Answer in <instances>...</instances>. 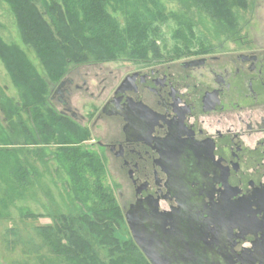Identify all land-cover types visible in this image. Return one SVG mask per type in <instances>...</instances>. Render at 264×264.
<instances>
[{
    "label": "flooded vegetation",
    "instance_id": "af4514ba",
    "mask_svg": "<svg viewBox=\"0 0 264 264\" xmlns=\"http://www.w3.org/2000/svg\"><path fill=\"white\" fill-rule=\"evenodd\" d=\"M226 41L232 44L132 61L85 114L74 99L90 90L87 77L70 70L50 102L91 124V149L131 182L126 212L157 203L168 229L178 220L190 225L195 242L179 246L178 256L264 264V45L247 35ZM169 172L189 183L172 182Z\"/></svg>",
    "mask_w": 264,
    "mask_h": 264
},
{
    "label": "trees",
    "instance_id": "16d2710c",
    "mask_svg": "<svg viewBox=\"0 0 264 264\" xmlns=\"http://www.w3.org/2000/svg\"><path fill=\"white\" fill-rule=\"evenodd\" d=\"M3 1L16 19L21 39L36 52L47 78L20 46L7 43L0 36V60L19 93L18 98L9 96L0 86V109L4 114V120L0 119V176H9L11 180L0 181L14 189L31 185L29 179L38 177L28 159L8 145L23 139L26 145L37 147L33 153L40 158L45 155L40 145L53 147L55 152L48 160L55 159L58 166L50 174L60 176L63 171L68 178L64 184L67 195H62L66 211H59L53 224L38 227L45 244L65 264H151L133 239L122 241L116 236L123 215L112 189L103 183L106 163L84 144L92 136L88 126L58 112L50 103L49 90L51 82L64 78L70 64L116 59L121 55L133 60L160 55L157 39L147 41L145 36L149 31H158L159 26L155 25L168 16L161 9L141 6H156L159 0H117V4L125 2L129 7L125 13L128 23L123 29L110 22L107 7L115 0H42L43 10L37 0ZM233 1L184 0L188 7L197 6L230 28L235 26ZM185 23L175 30V51L183 53L186 48L187 52H196L207 47L204 41L195 39L194 22ZM140 31L144 32L140 34L145 37L144 43L137 38ZM196 47L200 48L195 50ZM6 168L9 170L5 171ZM36 215L31 211L22 214L27 218ZM101 247L107 250L104 258Z\"/></svg>",
    "mask_w": 264,
    "mask_h": 264
},
{
    "label": "rangeland",
    "instance_id": "374dc122",
    "mask_svg": "<svg viewBox=\"0 0 264 264\" xmlns=\"http://www.w3.org/2000/svg\"><path fill=\"white\" fill-rule=\"evenodd\" d=\"M239 1L234 0L233 5H231L233 16L235 17L234 28L223 26L217 19L197 6L188 7L184 0H159L156 6L143 3L141 5L143 8L155 7V9H161V12L168 16L166 21L158 22L155 25L159 26L158 31H149L145 37H147V41L157 39L162 54H179L182 56L191 54L192 51L187 52L186 48H184L185 51L183 53L176 52L177 41L174 37L175 30L180 26L179 24L185 26V22L189 21L190 23L194 22V31L197 36L195 39L204 41L207 46L232 44V42H227L226 40L243 35H247L248 39H256L258 43L264 45V0H245L243 4ZM37 2L43 10L42 0H37ZM109 5L107 10L110 15V22L113 25L120 26L121 29L125 28L128 23V16L125 13H127L129 7H127L125 2L117 4V0L109 3ZM140 20L143 21L144 19ZM143 22L146 23L145 20ZM152 29H154V26ZM143 33L140 31L137 35L141 43L145 41V37L140 35ZM0 36L7 43L20 46L27 53L28 58L38 71L47 78V74L36 52L21 39L16 19L9 5L3 0H0ZM197 48L200 47H196L195 50ZM127 57L126 55H121L116 59L92 60L86 63L70 64L67 67V73L70 70H76L80 72L82 77H87V84L90 86L89 91L80 90L76 92L74 100L76 101V106L80 108V112L84 114L91 112V105L94 103L101 106L102 101L111 94L114 86L129 70L130 63L132 61L142 62L145 60H133V58ZM60 81L50 83L49 98L54 87ZM79 82L82 84L81 80ZM0 86L5 88V92L9 96L18 98V90L13 85L10 74L1 60ZM104 86H106V90L102 98L91 96V92H94L96 96L100 94ZM52 105L60 112L62 106L59 103L55 102ZM0 119L4 120V114L1 109ZM87 125L90 126L91 124L88 123ZM91 139H93L92 136ZM91 139L84 143L90 148L92 147ZM8 146L14 149L19 156L28 159L29 164H32L37 169L38 177L37 179L36 177L30 178L31 185L29 186L24 184L22 185L23 187L15 186L14 189H10L0 181V264H65L66 262L56 256L50 247L45 244L43 237L38 232L39 226L53 224L59 216L58 212L66 211L62 195H67L64 190V184L68 178L63 171L60 176L57 174L52 176L50 174L58 166L55 159L52 161L48 160L50 154L55 152V150L53 147L51 149V147L47 148V146L40 145L41 151H44L45 154L40 158L38 154L33 153L37 147L35 145H26L23 139ZM106 168H108V172L103 179V183L112 189V193L116 202L120 205L123 215V219H120L119 225H117L115 234L122 241H129L133 237L125 218V212L126 207L133 201L132 185L129 180L118 177L113 160H108ZM8 170L9 168L5 169V171ZM2 178L10 180L9 176H0V180ZM120 191L123 192L124 198L120 197ZM27 211L37 214L36 218L23 217L22 214ZM99 250L103 258L108 255L106 248L101 247Z\"/></svg>",
    "mask_w": 264,
    "mask_h": 264
},
{
    "label": "water",
    "instance_id": "95a60500",
    "mask_svg": "<svg viewBox=\"0 0 264 264\" xmlns=\"http://www.w3.org/2000/svg\"><path fill=\"white\" fill-rule=\"evenodd\" d=\"M64 84L62 81L59 87ZM112 107L110 100L106 109ZM107 111V110H106ZM111 113V112H110ZM176 173V172H175ZM170 174V172H169ZM172 182L179 184L188 182L180 179L174 172L171 174ZM148 204L137 202L132 204L125 213V218L130 228L132 237L141 251L145 254L151 264H217L218 260L187 259L184 255L178 256L175 253L182 244L195 242L194 236L186 234L191 228L187 224L180 223V220L173 225L172 229L167 228L164 215L159 213L157 203ZM185 249V247H183ZM179 252V251H177Z\"/></svg>",
    "mask_w": 264,
    "mask_h": 264
}]
</instances>
